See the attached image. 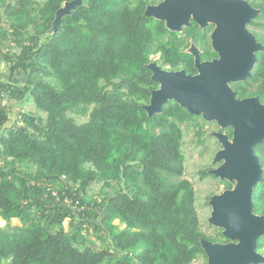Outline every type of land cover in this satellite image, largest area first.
Segmentation results:
<instances>
[{
  "label": "trees",
  "instance_id": "trees-1",
  "mask_svg": "<svg viewBox=\"0 0 264 264\" xmlns=\"http://www.w3.org/2000/svg\"><path fill=\"white\" fill-rule=\"evenodd\" d=\"M71 1L0 0V62L8 66L0 80V264H207L200 240L229 241L219 229L202 231L182 151L183 127L196 128L202 143L206 122L173 101L151 117L143 110L158 88L147 69L153 56L168 71L196 74L188 40L145 17L146 0H82L53 31ZM255 6L264 48V0ZM194 44L203 59L214 56L207 41ZM256 59L250 78L230 86L237 99L264 104V50ZM11 103L34 112L14 114ZM254 154L263 174L253 213L264 216V142ZM89 231L95 242L87 245ZM256 251L264 255V236Z\"/></svg>",
  "mask_w": 264,
  "mask_h": 264
},
{
  "label": "water",
  "instance_id": "water-1",
  "mask_svg": "<svg viewBox=\"0 0 264 264\" xmlns=\"http://www.w3.org/2000/svg\"><path fill=\"white\" fill-rule=\"evenodd\" d=\"M82 0L65 3L56 14L52 30L61 18L70 15ZM204 27L214 23L211 47L219 59L199 62L192 48L195 75L183 70L169 72L151 62L147 69L151 81L158 84L143 107L151 117L162 113V106L173 101L193 116L214 122L221 130L230 128L229 138L213 133L221 146L213 163L219 166L209 173L221 181L234 184L231 190L209 199L208 224L221 230L225 244L200 240L207 264H264V255L256 251L264 236V216L253 213V190L261 182L263 170L254 148L264 142V105L257 97L237 99L230 83L246 81L256 63L255 53L264 50L245 26L257 12L242 0H164L158 7H147L144 16L164 21L170 31L188 25L190 15Z\"/></svg>",
  "mask_w": 264,
  "mask_h": 264
},
{
  "label": "rangeland",
  "instance_id": "rangeland-1",
  "mask_svg": "<svg viewBox=\"0 0 264 264\" xmlns=\"http://www.w3.org/2000/svg\"><path fill=\"white\" fill-rule=\"evenodd\" d=\"M259 2L260 0H256ZM264 23V22H263ZM248 30L252 32L262 33L263 28L258 27H249ZM192 50V49H191ZM8 66L3 61L0 62V80H2V74L6 73ZM2 103H6L5 100ZM10 107L14 114L16 111L20 112H34V107L31 103L24 104L22 107H15V104H10ZM77 123L81 124L87 121V117L76 116L75 114H70ZM14 117L11 118L12 124ZM206 122V121H205ZM9 126V125H8ZM221 130L214 122H206L203 125V132L208 133L210 136L205 138L202 136L200 139L202 143H199V137L196 134L197 129L192 126H188L187 128L183 127L184 133V143L182 146V151L184 154V178L189 180L192 184L193 190L195 192V210L200 222V226L203 232L207 235H212L214 230L217 229L208 224V219L211 213V207L207 202V197L213 194H219L223 191L224 187L221 180L210 175L209 171L213 170L220 163H213L214 156L218 150H220L221 146L218 144L216 138L213 137V133L219 132ZM225 134V133H223ZM207 170L209 176L204 179H200L199 173L200 171ZM99 186H93L92 192H97ZM211 198V197H210ZM4 222L0 223V227L4 226ZM11 224L14 226H19V222L17 220H12ZM114 225H119L118 221L113 222ZM69 225V221L65 220L63 222V227L67 230ZM86 244L88 245V241H94V237L92 236V232L89 231L85 233ZM95 242V241H94ZM98 244V243H96ZM193 264H202V259L199 258Z\"/></svg>",
  "mask_w": 264,
  "mask_h": 264
},
{
  "label": "flooded vegetation",
  "instance_id": "flooded-vegetation-1",
  "mask_svg": "<svg viewBox=\"0 0 264 264\" xmlns=\"http://www.w3.org/2000/svg\"><path fill=\"white\" fill-rule=\"evenodd\" d=\"M242 1H244L245 3H247L252 9H254L258 14H257V16L256 17H254L246 26H245V29L249 32V33H251L254 37H255V40H256V42L257 43H260L259 41H258V39H257V34H259V33H257V32H252V31H250V30H248V28L249 27H254V28H258V27H261V26H254L253 25V23L254 22H257V19H258V17L260 16V10L255 6V3L257 2L256 0H242ZM261 1V0H260ZM259 1V2H260ZM146 6H145V10H146V8L147 7H151V8H156V7H158L162 2H164V0H146ZM145 10H144V12H145ZM147 18H150V19H152V20H154V21H159V22H162L163 23V25H164V27L166 28V23L164 22V21H161V20H157V19H155V18H153V17H147ZM264 21H262V23H263ZM191 26H196V28L195 29H191V30H188L187 28L188 27H191ZM214 28H215V25H214V23L213 22H211V21H207L206 22V24H205V26L204 27H201L195 20H194V18H193V15L191 14L190 15V17H189V19H188V25H183V26H181V29L179 30V31H170V30H168L167 28V30L168 31H170V32H174V33H178V37H180V38H183V39H186V40H188V42H189V46H188V48L185 50V52L188 54L189 53V50H191L192 48H194L197 52H198V57H199V62L200 63H203V62H211V61H213V60H217V59H219V57H218V55L214 52V50L212 49V47H211V42H212V39H211V36H212V34H213V31H214ZM195 40H200V41H202V42H204V41H207V46H209V48H210V51H211V53H213L214 54V56H211L209 59H203L202 57H203V49H202V46H199V45H195L194 44V41ZM261 44V43H260ZM262 45V44H261ZM263 46V45H262ZM258 53H260V52H258ZM190 54V53H189ZM256 54L257 53H255V58H256ZM192 56V55H191ZM192 58H193V64H194V56H192ZM152 62H154V63H156L157 64V66H159L158 65V63L156 62L157 61V59H158V56H153L152 57ZM256 63H257V59H256ZM256 63H255V65H256ZM255 65H254V67H255ZM160 67V66H159ZM254 67H253V69H254ZM161 68V67H160ZM161 69H163V70H165V71H168L167 70V68H161ZM252 69V70H253ZM169 72H177V71H169ZM252 72V71H251ZM237 83V82H236ZM231 85V83L229 84V86ZM231 87V86H230ZM247 98H251V97H247ZM244 99V98H243ZM259 100V99H258ZM260 102V101H259ZM261 103V102H260ZM262 104V103H261ZM264 105V104H263ZM226 135V134H225ZM219 166V165H218ZM218 166H216V168L218 167ZM210 172V171H209ZM222 184H223V182H222ZM223 187H224V184H223ZM234 187V184H232V188ZM231 188V189H232ZM231 189H226L225 187H224V189H223V191L221 192V193H223L224 191H226V190H231ZM221 193H219V194H213V195H211L210 197H212V196H215V195H220ZM207 203H209V202H207Z\"/></svg>",
  "mask_w": 264,
  "mask_h": 264
},
{
  "label": "built area",
  "instance_id": "built-area-1",
  "mask_svg": "<svg viewBox=\"0 0 264 264\" xmlns=\"http://www.w3.org/2000/svg\"><path fill=\"white\" fill-rule=\"evenodd\" d=\"M51 190H52V189H51ZM51 190H50V188H48V189H47V192L50 191V193H51V197L55 198V200L57 201V200H58V194H57L55 191H53V190L51 191ZM63 202H64V203H67V199L64 198Z\"/></svg>",
  "mask_w": 264,
  "mask_h": 264
},
{
  "label": "bare ground",
  "instance_id": "bare-ground-1",
  "mask_svg": "<svg viewBox=\"0 0 264 264\" xmlns=\"http://www.w3.org/2000/svg\"><path fill=\"white\" fill-rule=\"evenodd\" d=\"M0 223H3V221H2V220H0Z\"/></svg>",
  "mask_w": 264,
  "mask_h": 264
}]
</instances>
